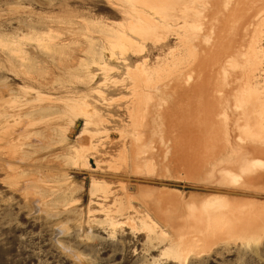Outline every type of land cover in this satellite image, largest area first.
Instances as JSON below:
<instances>
[{"label":"bare ground","instance_id":"obj_1","mask_svg":"<svg viewBox=\"0 0 264 264\" xmlns=\"http://www.w3.org/2000/svg\"><path fill=\"white\" fill-rule=\"evenodd\" d=\"M106 1L113 15H120L121 20L109 22L90 17L86 20L98 23L104 29L107 43L104 48L108 49L109 62L103 58V51L99 60L94 59L96 41L92 36H87L86 48L78 44L73 20L65 21L74 35L70 39L62 38L59 30L55 33L56 29L51 25L54 21H44L45 17H41L43 21L38 18L25 22L27 32L24 35L26 39L34 40L26 50L16 43L20 41L19 34L10 36L8 41L0 39L5 41L4 55L12 70H26V117L30 119L26 124H36V115L44 116L45 111L55 108L57 101L46 91L51 89L50 80L37 77L32 66L42 62L45 53L51 64L65 71L82 59L79 52L92 50L93 60L86 66L84 85L89 90L97 89L94 86L97 82L106 85L110 91L122 89L130 95L126 99L130 125H142L147 114L146 119L156 126L157 137L150 157L142 165L144 171H140L136 163L132 172L144 174L148 180L173 176L194 186L221 189L223 185H229L243 188L249 195H264V187L257 184L264 179V0ZM69 42L76 43L77 48L72 53L66 51ZM129 42L135 43L131 51L125 47ZM116 48L121 50L120 53ZM168 50L172 58L170 63L158 64V58L151 62L153 52L159 55ZM115 65H121L122 71ZM119 74L122 79L116 80ZM239 86H245L243 94L233 97ZM11 89L9 84L3 83L0 96ZM76 96L69 95L64 100L72 112L84 114L86 122H112L110 115L115 105L110 100H79ZM33 99L36 102H31ZM146 110L147 113H143ZM234 115H245L249 126L234 131L230 125ZM18 122L19 117L9 114L3 128L8 131L11 124ZM41 131L57 133L62 136V141H66L73 128L48 125ZM175 135L194 139L192 155L191 148L178 143L173 138ZM28 144L35 147L32 153H39V149L45 147L41 143ZM93 146L87 145L86 149L93 151L81 155L87 169L93 168L89 166L90 156H99L97 146ZM32 155L29 160L37 157ZM10 157L14 154L10 153ZM49 161L54 163V160ZM33 162L28 164L34 165ZM111 169V175L122 174L118 167ZM124 169V172H130ZM205 171L213 174L212 177H205ZM92 183L89 212L93 220H97V213H103L106 217L103 223L117 227L119 222L112 219L115 216H111L106 203L109 188L95 177ZM133 187L142 193L141 207L119 204L116 212L126 218L119 226L126 224L137 229L139 219L148 238L164 240L167 225L179 218L199 214L198 220L203 225L196 221L190 226L200 231V235L197 234L196 239L194 236L179 237L175 251H171L172 257L180 261L185 262L192 252H207L220 242L239 239L242 244H250L264 238L262 209L248 208L237 212L228 207L226 198L216 204L211 200L189 204L167 189L142 191L138 190L137 184ZM99 190L102 193H97Z\"/></svg>","mask_w":264,"mask_h":264},{"label":"rangeland","instance_id":"obj_2","mask_svg":"<svg viewBox=\"0 0 264 264\" xmlns=\"http://www.w3.org/2000/svg\"><path fill=\"white\" fill-rule=\"evenodd\" d=\"M41 17H45L44 21H54L51 25L56 29L55 33L60 31V36L66 39L74 35L65 21L73 20L78 44L86 48V38L92 36L96 41L94 59L99 60L103 51V58L109 62L108 49L104 48L107 45L104 29L98 23L86 20L88 17L109 22L121 20L120 15H113L106 0H0V39L8 41L10 36L19 34L20 41L16 43L26 50L34 40L26 39L25 22ZM22 20L25 21L21 23ZM69 43L66 51L72 53L77 48L76 43ZM134 45L129 42L125 47L131 51ZM6 48L5 41H0V88L3 83L12 88L0 96V264H264V238L250 244H242L239 239L220 242L207 252H192L185 262L173 258L171 251H175L179 237L200 235V231L190 226L196 221L198 225H203L198 220V213L167 225L164 240L148 238L139 219L136 221L137 229L126 224L119 226L126 220L124 215L116 212L119 204L141 207L142 193L137 192L134 184L142 191H173L176 197L189 204L210 200L216 204L226 198L228 207L237 212L248 208L264 210V195H249L244 193L243 188L229 185H223L221 189L194 186L173 176L148 180L144 174L132 172L136 163L139 170L144 171L142 165L150 157L153 141L157 137L156 126L149 118L146 119L147 110L143 112L146 117L142 125H130L126 113V99L130 95L122 89L110 91L98 82L94 85L97 89L93 90L84 85L82 80L86 66L93 60L92 50L79 52L82 59L75 61L66 72L51 64L45 53L42 62L32 66L31 70L37 77L50 80L51 89L46 91L57 101L55 108L45 111L44 116L36 115V124H26L30 120L26 117V70H12L13 67L5 59ZM116 51L120 53L121 50L116 48ZM156 58L161 65L170 63L172 59L169 50L159 55L153 52L151 62L154 63ZM115 66L122 71L121 65ZM121 79L120 74L117 75L116 80ZM244 87L239 86L233 97L241 96ZM69 95H77L79 100H110L115 105L110 115L112 122H86L84 114L72 112L64 102ZM9 114L19 117V122L11 124V128L5 131L4 122ZM248 122L245 115H234L230 125L238 131L249 126ZM48 125L72 127L73 133L62 141V136L57 133L41 131ZM173 138L189 148L194 141L181 135ZM28 142L41 143L45 147L40 148L39 153H32L35 147ZM87 145L97 146L99 154L97 158L90 156L91 169L85 168L81 157L85 151H93L92 148L86 149ZM190 152L192 155V148ZM10 153L14 157L11 158ZM32 154L37 157L29 160L31 156L33 158ZM48 159L54 160V163L51 164ZM30 161H34V165H29ZM112 166L118 167L122 174L111 175ZM124 168L130 172H124ZM212 175L205 171V177L211 178ZM93 177L105 182L109 188L106 203L111 216H115L112 219L119 222L116 229L103 223L106 218L103 213H97V220L94 221L89 212ZM257 184L264 187V179Z\"/></svg>","mask_w":264,"mask_h":264}]
</instances>
